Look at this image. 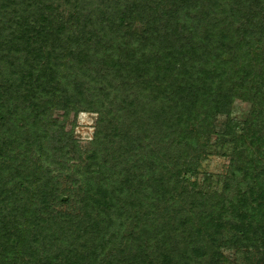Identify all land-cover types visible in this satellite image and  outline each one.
<instances>
[{
    "label": "trees",
    "instance_id": "obj_1",
    "mask_svg": "<svg viewBox=\"0 0 264 264\" xmlns=\"http://www.w3.org/2000/svg\"><path fill=\"white\" fill-rule=\"evenodd\" d=\"M0 264H264V0H0Z\"/></svg>",
    "mask_w": 264,
    "mask_h": 264
},
{
    "label": "rangeland",
    "instance_id": "obj_2",
    "mask_svg": "<svg viewBox=\"0 0 264 264\" xmlns=\"http://www.w3.org/2000/svg\"><path fill=\"white\" fill-rule=\"evenodd\" d=\"M246 109V104L238 103L236 108V114H241ZM97 116L90 113H82L79 115L76 123L75 138L81 147H85L92 140L95 132ZM75 116L72 113L58 112L56 113L53 121V128L59 130L70 131L74 126ZM224 118L219 120V130H222ZM217 140V136H214L213 141ZM231 150H213L212 155L203 164L202 171L210 175V183L212 188L221 191L223 189V183L225 177L230 171L231 166ZM213 190V189H212ZM212 207L209 211L211 216H215L218 208V201L214 198Z\"/></svg>",
    "mask_w": 264,
    "mask_h": 264
}]
</instances>
